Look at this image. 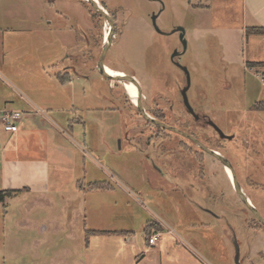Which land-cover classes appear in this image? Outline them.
<instances>
[{
	"label": "rangeland",
	"instance_id": "1",
	"mask_svg": "<svg viewBox=\"0 0 264 264\" xmlns=\"http://www.w3.org/2000/svg\"><path fill=\"white\" fill-rule=\"evenodd\" d=\"M96 1L114 15L103 65L135 79L147 115L158 112L229 161L264 219V112L251 110L264 101V67H245L236 34L194 33L198 24H219L201 10L204 0ZM108 32L85 1L0 0V98L21 113L19 129L43 120L54 143L45 181L37 182L13 158L0 123V191H16L0 203V264H128V255L132 263L139 252L127 245L144 248L145 225L158 220L168 225L165 235L172 231L160 240L181 252L175 264H234L236 252L239 264H264V228L221 164L176 134L156 133L121 84L98 74ZM253 38L247 52L264 61V37ZM58 77L61 89L49 81ZM27 99L53 123L24 118ZM197 114L201 125L190 117ZM40 145L35 132L15 147ZM94 182L110 189L89 190ZM85 230L131 233L125 244L120 235L85 240Z\"/></svg>",
	"mask_w": 264,
	"mask_h": 264
},
{
	"label": "crops",
	"instance_id": "2",
	"mask_svg": "<svg viewBox=\"0 0 264 264\" xmlns=\"http://www.w3.org/2000/svg\"><path fill=\"white\" fill-rule=\"evenodd\" d=\"M24 1L26 2V4L33 6L38 3L39 5L45 3V0H24ZM204 2H205V6L202 7L201 10L205 12H209L212 16L216 17L219 24H217L216 26L214 25L212 26L210 24L209 30L206 29L201 30L202 29L201 26L203 25L198 24L194 27L195 30L194 33L198 35L201 32L202 33L220 32V36L224 40H227V38L231 37L233 34H236L240 38L239 40L241 42V45L242 44L244 45L242 52V62H244L245 67L249 68L246 66L247 63H254V64L257 63L259 64L257 66L264 67V61L254 57L253 52L249 53L247 52L246 49L247 43L250 41L251 38L252 39H254L253 37L260 38V37H264V35L255 36V35L245 34V30L247 28H264V0H204ZM235 21L237 23H234ZM231 42L234 41L232 40ZM105 68L113 71L108 67ZM49 81L52 85L56 86L59 89L63 87V84L64 85L66 84L61 82V77H58L56 80L49 79ZM68 81L69 82L71 81L70 77ZM12 105L13 103L10 104L8 101H3V99L0 98V117L4 113L18 112V110H13L10 108ZM22 107H24L26 110L24 113L25 116L23 115V117L29 119V122L31 121V123L34 124L35 120L37 119V116L40 115L47 122L53 123V121L46 114L44 109L37 107V105L31 99H27L25 103H22ZM18 123L19 125L22 124L21 118L18 121ZM39 124L41 125L39 126L40 128L32 126L31 128L22 127L19 129V127H17V130L14 133H7L2 130V134L8 136L7 142L9 143L11 141V145L14 146V151H12V156L16 160L17 164L19 166H22V168H26V167L31 168L30 170L31 178L35 177V181L44 182L46 178L45 171L48 160L47 146L50 144L53 146L54 143L50 134L52 128L51 129L45 128L44 127L45 122L43 120H41ZM35 132L38 134L41 143L40 147L35 149L33 148L34 150L28 148L26 150L17 151L16 147L18 146V144L25 139L28 141L29 140L32 141L33 134H35ZM214 219L218 220V218L216 217ZM158 224L161 226L162 232H165V227L168 228V225L161 220H158ZM94 231H106V230H94ZM109 231L128 232V234L125 235L126 236L124 240L125 244H126V240L129 239V234L131 233V231H127V230H119V231L109 230ZM153 232L154 231L152 230L150 235ZM110 235H118V234H110ZM169 235L171 234H167V233L166 235L164 233L162 234V236H169ZM147 238L148 237L144 236V240H143L144 248H136L134 242H132L130 245H127L132 247L134 252L136 251L139 252L136 259H134L135 261L134 260L132 261L133 264H175L176 262H179L182 259L179 258L181 252L175 251V249L172 246V242L171 240L168 239V237H164L162 240H159L154 246L148 245ZM169 241L171 242V244H169ZM130 256L128 255L127 256L128 258L125 257L124 259V261L127 260V262H129L128 264H132ZM122 261L123 260L119 259V262Z\"/></svg>",
	"mask_w": 264,
	"mask_h": 264
},
{
	"label": "water",
	"instance_id": "3",
	"mask_svg": "<svg viewBox=\"0 0 264 264\" xmlns=\"http://www.w3.org/2000/svg\"><path fill=\"white\" fill-rule=\"evenodd\" d=\"M86 3L89 4V6L92 8L93 12L95 14H98L99 16H101L109 25V32L107 37L105 38L104 41V47L101 51V54L99 56L98 62H97V70L98 73L104 77L107 78L111 81H115L118 82L120 84H132L135 86L136 90H137V98H136V102H135V106L137 108V112L140 115V117L146 121L149 122L165 131H168L170 133L176 134L188 141H190L192 144H194L199 150H201L202 152H204L205 154H208L209 156L215 158L223 167V169H228L231 173V179L230 182L234 188V191L236 193V195L238 196V198L240 199V201L242 202V204L245 206V208L253 215V217L255 218V220L264 227V219L260 216V214L255 210V208L249 203L247 197L245 196V194L243 193V191L241 190V188L239 187V185L237 184L236 181V177H235V173L233 171V168L231 166V164L229 163V161H227L225 158H223L219 153L210 150L208 148H206L202 143H200L198 140H196L195 138H193L192 136L186 134L185 132H182L176 128H172L169 127L167 125H165L162 122H159L151 117H149L143 110V108L141 107V89L139 87V85L137 84V82L135 81V79L133 77H129V76H121V77H111L109 75L106 74L105 72V67L103 65V60L105 57V54L111 44V38L113 35V31H114V23L112 18L103 10V8L97 3L96 0H85ZM237 251V248H236ZM234 264H239V257H238V253L236 252L235 256H234Z\"/></svg>",
	"mask_w": 264,
	"mask_h": 264
},
{
	"label": "trees",
	"instance_id": "4",
	"mask_svg": "<svg viewBox=\"0 0 264 264\" xmlns=\"http://www.w3.org/2000/svg\"><path fill=\"white\" fill-rule=\"evenodd\" d=\"M96 16L100 17L98 14H96ZM111 18L114 20V15H112ZM245 34L246 35H264V28H247L245 30ZM257 65H259V64H257V63L256 64H254V63H247L246 64L247 67L257 66ZM62 80H63V78H61V82H62ZM68 80H69V78L66 79V81H68ZM251 110L256 111V112H264V101L254 103L253 106L251 107ZM152 117L154 119L160 121V122H163L162 115L159 114L158 112L153 113ZM149 124L151 126H154L151 123H149ZM154 127H156V126H154ZM161 131L162 132H168V131H165V130H161ZM88 189L89 190H108V189H110V186L108 184H106V183L94 182V183L88 184ZM15 192L16 191H13V190H2V191H0V203H2L4 201L5 197L10 196L12 193H15ZM152 230L154 232L162 231V228H161V226L158 223L155 222V224H154L152 221H149V222L146 223L145 228L143 230L144 236L149 238L150 233H151ZM110 234H118V235H121V236H125V235L128 234V232L85 230V240H87L88 237H90L92 235H110ZM148 238H147V241H148Z\"/></svg>",
	"mask_w": 264,
	"mask_h": 264
},
{
	"label": "flooded vegetation",
	"instance_id": "5",
	"mask_svg": "<svg viewBox=\"0 0 264 264\" xmlns=\"http://www.w3.org/2000/svg\"><path fill=\"white\" fill-rule=\"evenodd\" d=\"M78 1H80V0H78ZM107 36V34H105V37ZM82 46H81V48L79 47V53H80V55H81V58H82ZM81 49V50H80ZM71 54H69L68 55V58L69 59H71V56H70ZM78 57V56H77ZM99 59V58H98ZM97 62H98V60H97ZM104 67H106V66H104ZM72 72H73V68H71L70 69ZM96 70H97V65H96ZM97 72H98V70H97ZM73 73H76L75 71L73 72ZM116 74V73H118V72H116L115 70H113L112 72H110V74ZM99 74V73H98ZM118 74H122V73H118ZM100 75V74H99ZM101 76V75H100ZM123 76H125V75H123ZM123 85L124 84H121V86L123 87ZM126 85H128L129 87H130V90H131V97L129 98L130 100H131V102L133 103V104H135V97H136V95H135V90H134V88L130 85V84H126ZM124 90V89H123ZM136 107V106H135ZM136 110H137V108H136ZM144 110V109H143ZM145 112V111H144ZM153 114V113H152ZM149 116V115H148ZM188 116V115H187ZM150 117V116H149ZM192 119H193V122L195 123V124H197V125H201L202 123V116H200V115H194V116H190ZM151 118H153V117H151ZM154 119V118H153ZM156 120V119H155ZM158 121V120H157ZM146 122V121H145ZM160 122V121H159ZM147 123H149V122H147ZM163 123V122H162ZM155 126V125H154ZM203 126H204V124H203ZM205 128H210V127H208V126H206ZM161 128H159V127H154V130L156 131V133H158V132H160L161 130H163V129H161ZM211 129V131H210V134H212V136L213 137H215V138H218V139H220V140H228L229 139V137H227V136H224L221 132H220V130L219 129H217V128H210ZM189 135V134H188ZM190 136H192L193 138H195V136H194V133H192ZM182 138V137H181ZM184 139V138H183ZM196 139V138H195ZM156 140H158V138H155V141ZM197 140V139H196ZM188 141V140H187ZM199 141V140H198ZM161 142H163V141H161L160 140V143ZM188 142H190V141H188ZM200 142V141H199ZM191 143V142H190ZM201 143V142H200ZM192 144V143H191ZM203 144V143H202ZM204 144L206 145V142H204ZM184 145H186V144H184ZM192 145H194V144H192ZM195 146V145H194ZM196 147V146H195ZM201 151V150H200ZM202 152V151H201ZM202 153H204V152H202ZM224 173H225V176L227 177V179L229 180V182H230V177H229V174H227V172H225L224 171ZM231 183V182H230ZM248 199V198H247ZM248 201H249V203L252 205V203L250 202V200L248 199ZM244 206V205H243ZM245 207V206H244ZM263 227V226H262Z\"/></svg>",
	"mask_w": 264,
	"mask_h": 264
},
{
	"label": "built area",
	"instance_id": "6",
	"mask_svg": "<svg viewBox=\"0 0 264 264\" xmlns=\"http://www.w3.org/2000/svg\"><path fill=\"white\" fill-rule=\"evenodd\" d=\"M21 118V113L19 112H10V113H4L0 117V123L2 124L3 131L7 133H14L17 130V126L15 125L16 122H18ZM171 230H167V234H171ZM164 232L162 231H156L153 232L149 238H148V245L154 246L161 238L162 234Z\"/></svg>",
	"mask_w": 264,
	"mask_h": 264
},
{
	"label": "bare ground",
	"instance_id": "7",
	"mask_svg": "<svg viewBox=\"0 0 264 264\" xmlns=\"http://www.w3.org/2000/svg\"><path fill=\"white\" fill-rule=\"evenodd\" d=\"M80 1H85V0H80ZM106 38V37H105ZM105 72H106V74L107 75H109V76H111V77H121V76H123L124 74H118V73H116V74H110V72H112L111 70H109V69H107V68H105ZM127 84V83H126ZM126 84H124L123 85V89H124V92H125V94L130 98L132 95H131V90H130V87L128 86V85H126ZM133 88H134V90H135V95H136V97H135V102H136V98H137V90H136V88H135V86L134 85H132V84H130ZM225 172H227V174H229V177H230V179H231V173H230V171L228 170V169H225L224 170Z\"/></svg>",
	"mask_w": 264,
	"mask_h": 264
}]
</instances>
